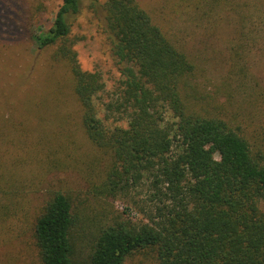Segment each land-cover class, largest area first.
Returning <instances> with one entry per match:
<instances>
[{"label": "trees", "instance_id": "trees-1", "mask_svg": "<svg viewBox=\"0 0 264 264\" xmlns=\"http://www.w3.org/2000/svg\"><path fill=\"white\" fill-rule=\"evenodd\" d=\"M80 7L81 0H63L47 30L31 34L37 58L28 74L14 73L22 87H30L27 79L40 55H49L65 76L79 126L101 163L96 171L92 160L89 172L93 207L91 200L75 201L61 190L45 200L31 225L40 263L123 264L139 253L157 264H264L262 144L239 122L210 111L195 88L191 93L195 57L137 0H105L102 6L120 79L101 116L97 98L105 82L100 71L81 67L71 35L69 18ZM253 30L257 26L238 31L229 58L236 73L246 71L238 61L244 47L261 48ZM13 111L0 102L2 213L32 186L20 179L19 166L27 163L21 156L31 157L32 147ZM41 161L49 170L62 165L49 157ZM120 194L130 195L145 221L132 220L127 206L119 213L107 207Z\"/></svg>", "mask_w": 264, "mask_h": 264}, {"label": "rangeland", "instance_id": "rangeland-1", "mask_svg": "<svg viewBox=\"0 0 264 264\" xmlns=\"http://www.w3.org/2000/svg\"><path fill=\"white\" fill-rule=\"evenodd\" d=\"M62 1L0 0V73L4 75H0V102L14 108L13 121L25 127L23 138L32 147L31 157L21 156L27 160L26 165L19 166L20 179L25 186H32L17 196L16 206L12 205L7 213L0 212V264H41L31 225L52 191H64L75 201L91 200L92 207L95 203L89 193V172L92 160L97 159L93 166L96 171L101 163L79 126L77 106L69 95L65 76L56 64L49 62V55L41 54L37 69L27 79L30 87H22L14 79L15 72L28 74L37 58L31 34L47 30ZM137 1L164 33L195 57L198 68L192 77L191 93L194 95L195 88L198 97H205L200 103L219 116L239 122L264 148V0ZM104 2L81 0L79 12L69 18L81 67L100 71L105 82V89L97 98L100 110L114 98L120 79L104 28ZM251 25L257 26L256 34L254 30L252 34L260 39L261 48L250 51L245 46L238 61L246 71L236 73L234 62L229 59L233 57L232 47L237 46L239 29ZM8 111L4 109V115ZM104 113L100 111L101 116ZM165 115L169 118V111ZM109 121L120 123L111 118ZM14 153L17 155V151ZM46 157L62 165L49 170L41 161ZM129 196L120 194L108 201L107 207L119 213L127 206L132 220L145 221L144 213L129 203ZM1 197L0 194V205ZM140 198H144V192ZM123 264L157 263L135 253Z\"/></svg>", "mask_w": 264, "mask_h": 264}]
</instances>
